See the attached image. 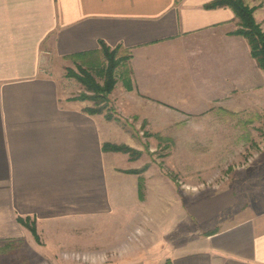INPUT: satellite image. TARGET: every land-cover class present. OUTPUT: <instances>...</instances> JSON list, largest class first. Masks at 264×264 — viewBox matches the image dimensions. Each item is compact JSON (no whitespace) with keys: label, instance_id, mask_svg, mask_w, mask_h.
I'll return each mask as SVG.
<instances>
[{"label":"crops","instance_id":"1","mask_svg":"<svg viewBox=\"0 0 264 264\" xmlns=\"http://www.w3.org/2000/svg\"><path fill=\"white\" fill-rule=\"evenodd\" d=\"M210 1L0 0V242L27 236L17 217L35 219L39 234H74L138 198L124 154L101 148L125 129L66 91L72 55L99 41L130 51L132 90L117 84L116 111L142 98L154 112L264 104V72L234 34L233 10ZM243 1L264 32V0ZM167 253L170 264H264V209ZM157 254L104 264H164Z\"/></svg>","mask_w":264,"mask_h":264},{"label":"rangeland","instance_id":"2","mask_svg":"<svg viewBox=\"0 0 264 264\" xmlns=\"http://www.w3.org/2000/svg\"><path fill=\"white\" fill-rule=\"evenodd\" d=\"M66 68L75 66L64 68L66 91L89 94ZM116 79L104 113L125 129L114 144L138 153L130 159L117 152L125 156L123 172L138 176L137 200L74 234H39L35 224V235L27 229L25 238L0 242V264H104L150 251L166 263L172 247L264 209V104L237 100L202 112L157 105L154 112L142 98L146 105L116 111L109 101L121 95L117 84L132 90L131 75L118 70ZM126 96L131 102V93Z\"/></svg>","mask_w":264,"mask_h":264},{"label":"trees","instance_id":"3","mask_svg":"<svg viewBox=\"0 0 264 264\" xmlns=\"http://www.w3.org/2000/svg\"><path fill=\"white\" fill-rule=\"evenodd\" d=\"M205 8L229 7L233 10L237 19L238 28L234 31L235 35L243 37L249 47L250 55L255 60L259 69L264 72V32L253 16L254 9L244 3L243 0H212L204 5ZM99 50L95 52H86L72 55L75 70L66 68V76L76 79L83 85L85 91L74 99L89 100L93 106L84 108L88 114L104 113L107 104V96L114 88L116 83V72L121 71L123 76L131 75L128 62L131 58L130 51L122 48L120 45L110 47L103 41H99ZM102 59V60H100ZM97 78L102 79L99 83ZM105 117L110 119L111 114L105 113ZM104 152H122L127 153L131 158L137 157L138 153L126 145H117L110 142L102 143ZM131 172V171H130ZM18 223L29 229L35 235V219L27 217H17ZM164 264H170L167 261Z\"/></svg>","mask_w":264,"mask_h":264}]
</instances>
